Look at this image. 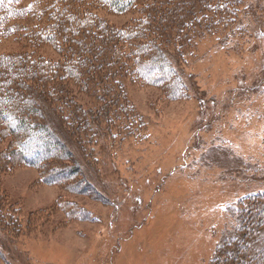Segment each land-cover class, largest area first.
I'll return each instance as SVG.
<instances>
[{
	"label": "rangeland",
	"instance_id": "374dc122",
	"mask_svg": "<svg viewBox=\"0 0 264 264\" xmlns=\"http://www.w3.org/2000/svg\"><path fill=\"white\" fill-rule=\"evenodd\" d=\"M141 3L120 15L98 11L116 26H136L138 16L162 18L157 4L149 12ZM225 4L245 28L229 34L230 25L197 11L189 27L162 18L139 38L170 52L174 81L186 84L183 94L171 97L169 87L128 78L117 87L112 80L110 94L98 90L101 85H70L74 101L67 106H81L85 116L78 131L81 118L68 129L58 120L76 154L72 163H58L79 161L74 178L90 182L98 196L69 183H42L31 166L1 172L0 199L12 214L18 208L21 224L8 225V214L0 218L7 255L0 264H213L218 245L237 233L243 196L264 188V0ZM36 18H16L17 29L0 41V53L32 51L58 60L54 45L24 35L22 25L44 23ZM121 91L116 101L132 103L140 124L120 122L126 111L106 118L113 113L102 106L113 109ZM52 110L55 119L64 114L62 107Z\"/></svg>",
	"mask_w": 264,
	"mask_h": 264
},
{
	"label": "trees",
	"instance_id": "16d2710c",
	"mask_svg": "<svg viewBox=\"0 0 264 264\" xmlns=\"http://www.w3.org/2000/svg\"><path fill=\"white\" fill-rule=\"evenodd\" d=\"M137 1L0 0V41L16 31V18L32 15L44 23L29 26L31 28L22 25L24 35L35 43L52 44L60 53L58 60L36 57L32 51L0 53V173L17 166H31L38 171V180L42 183H69L78 191L82 190L85 194L94 192L98 196L90 182L74 178L81 172L79 161L68 165L58 163H72V156L76 155L67 140L66 130L62 129L58 120L63 124L67 122L64 128L68 129L72 122L81 118L78 131L85 116L81 106L76 107V104L70 109L67 106V100L74 101L70 96V85L81 90L101 85L98 90L110 94L115 86L112 80L117 87L123 85L124 78H128L169 87L171 97H176L183 94L186 84L182 79L181 83H175L177 72L169 57L170 52L154 40L140 42L139 38L144 37L142 33L149 30L147 25L155 21V26H158L163 22L162 18L167 23L175 18L181 19L179 24L189 27L192 25L187 20L190 14L202 11L205 19L220 22L223 27L230 25L229 34L236 28H245L244 19L238 16L236 9L229 10L225 4L231 0H139L149 12L157 4L155 8L161 10L162 18L138 16L135 19L137 22L134 21L136 26H116L98 11L125 14L136 8ZM194 4L200 8H192ZM44 13L46 16H43ZM212 13H215L214 16ZM62 94L51 102L55 95ZM118 95L122 97V91L121 94L115 93L113 109L102 106L113 113L106 118L111 122L112 118L120 116V111H126L128 118L120 122L127 127L140 124L141 118L134 112V105L123 99L116 101ZM49 106L62 107L64 114L55 119L52 115L54 110ZM259 187L243 196L238 206L241 213L237 233L218 245L213 264H264V188ZM6 205L0 199V218L8 214L10 220L7 224L18 227L21 224L17 217L18 208L14 207L12 214L5 209ZM73 211V214L79 213L77 209ZM37 214L32 215L36 217ZM246 244L250 247L244 253L241 247ZM4 257L7 255L0 245V260Z\"/></svg>",
	"mask_w": 264,
	"mask_h": 264
}]
</instances>
